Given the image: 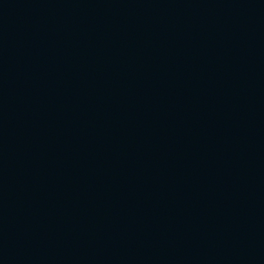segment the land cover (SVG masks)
I'll return each instance as SVG.
<instances>
[{
	"label": "water",
	"instance_id": "obj_1",
	"mask_svg": "<svg viewBox=\"0 0 264 264\" xmlns=\"http://www.w3.org/2000/svg\"><path fill=\"white\" fill-rule=\"evenodd\" d=\"M0 264H264V0H0Z\"/></svg>",
	"mask_w": 264,
	"mask_h": 264
}]
</instances>
